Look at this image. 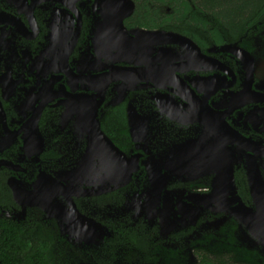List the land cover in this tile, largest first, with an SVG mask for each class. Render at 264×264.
Returning <instances> with one entry per match:
<instances>
[{
	"label": "flooded vegetation",
	"instance_id": "1",
	"mask_svg": "<svg viewBox=\"0 0 264 264\" xmlns=\"http://www.w3.org/2000/svg\"><path fill=\"white\" fill-rule=\"evenodd\" d=\"M131 1L0 0V222L51 264H264V21L200 44Z\"/></svg>",
	"mask_w": 264,
	"mask_h": 264
},
{
	"label": "trees",
	"instance_id": "2",
	"mask_svg": "<svg viewBox=\"0 0 264 264\" xmlns=\"http://www.w3.org/2000/svg\"><path fill=\"white\" fill-rule=\"evenodd\" d=\"M135 14L141 15L142 25L152 21V12L142 7L154 6L156 26L186 35L201 44L203 31L212 39H220L219 30H228L232 36L264 21V0H133ZM169 7L171 12L161 10ZM202 33V34H201ZM0 264H51L47 241L38 236L21 238L0 222ZM11 228V227H10ZM13 231L15 229L11 228ZM235 257V264H249L248 259ZM229 260H233L230 257ZM197 264H226L223 259L209 261L202 258Z\"/></svg>",
	"mask_w": 264,
	"mask_h": 264
},
{
	"label": "water",
	"instance_id": "3",
	"mask_svg": "<svg viewBox=\"0 0 264 264\" xmlns=\"http://www.w3.org/2000/svg\"><path fill=\"white\" fill-rule=\"evenodd\" d=\"M110 1L111 2L109 4V7L112 8V9L114 8L113 6H117L120 3L119 0H110ZM120 1L125 2V4L128 6L127 11L124 14H121L120 17L118 18V22L122 26V18L128 16L132 12L133 7H134V3L131 0H120ZM113 15L114 14L111 13V17L112 18H113ZM112 18H110L109 20L111 21ZM112 22H114V21H112ZM166 34H168L172 38L176 39L179 43H184L185 42V43L191 45L194 49H196L198 51L197 47L194 46V44L189 39L184 38L183 36H180V35H178L176 33H166ZM262 231L263 230H261V234L260 235H263L264 236V234H263ZM263 239H264V237H263Z\"/></svg>",
	"mask_w": 264,
	"mask_h": 264
},
{
	"label": "rangeland",
	"instance_id": "4",
	"mask_svg": "<svg viewBox=\"0 0 264 264\" xmlns=\"http://www.w3.org/2000/svg\"><path fill=\"white\" fill-rule=\"evenodd\" d=\"M210 249H207V247H205L204 249H202L201 251H198V250H200V249H195V250H193V252H192V255L194 256V257H196L197 258V260L198 259H200V257L199 256H196L198 253H196V251L197 252H200V254H202L201 252H203V253H205V255L204 256H206V258L207 259H209L210 261H212L215 257H217V254H216V252H218V251H216V248H215V246H212V247H209ZM204 250H206V251H204ZM207 250H209V251H207ZM213 250H215V251H213ZM219 255H221L222 257H226L227 259H228V255L226 254V256H224L225 255V253H224V255L223 254H220V253H218ZM220 256V257H221ZM198 262H195L194 261V263H191V264H197Z\"/></svg>",
	"mask_w": 264,
	"mask_h": 264
}]
</instances>
